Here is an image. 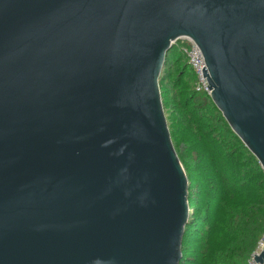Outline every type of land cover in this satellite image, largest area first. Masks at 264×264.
<instances>
[{
    "label": "water",
    "instance_id": "95a60500",
    "mask_svg": "<svg viewBox=\"0 0 264 264\" xmlns=\"http://www.w3.org/2000/svg\"><path fill=\"white\" fill-rule=\"evenodd\" d=\"M181 36L264 169V0H0V264L181 263L159 83Z\"/></svg>",
    "mask_w": 264,
    "mask_h": 264
},
{
    "label": "trees",
    "instance_id": "16d2710c",
    "mask_svg": "<svg viewBox=\"0 0 264 264\" xmlns=\"http://www.w3.org/2000/svg\"><path fill=\"white\" fill-rule=\"evenodd\" d=\"M196 80L173 45L159 83L189 180L191 215L180 264H247L264 236V169Z\"/></svg>",
    "mask_w": 264,
    "mask_h": 264
},
{
    "label": "built area",
    "instance_id": "2783aa9c",
    "mask_svg": "<svg viewBox=\"0 0 264 264\" xmlns=\"http://www.w3.org/2000/svg\"><path fill=\"white\" fill-rule=\"evenodd\" d=\"M173 45L179 46V48L187 56L188 63L193 68L197 80H196V89L198 91H206L210 94L209 81L208 77L204 76L203 68L207 67L205 56L197 44V42L190 36H181L173 41ZM264 249V236L259 242L257 248L253 251L250 258L248 259L247 264H261L255 259V254L259 255Z\"/></svg>",
    "mask_w": 264,
    "mask_h": 264
}]
</instances>
